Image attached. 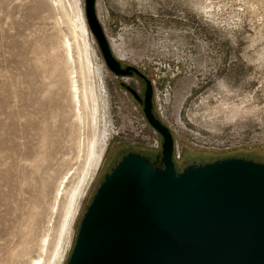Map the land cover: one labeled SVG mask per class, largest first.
<instances>
[{
	"label": "rangeland",
	"instance_id": "obj_1",
	"mask_svg": "<svg viewBox=\"0 0 264 264\" xmlns=\"http://www.w3.org/2000/svg\"><path fill=\"white\" fill-rule=\"evenodd\" d=\"M74 1L63 0L59 11L50 0H0V264H32L46 234L45 264H59L73 189L83 187L87 194L72 224V247L105 173L128 151L152 150L135 142L140 127L132 114L143 109L108 67L88 24L91 57L105 64L108 94L101 97L96 89L89 96L79 151L63 45L67 33L76 57L83 47L73 23L79 13L86 16V0ZM97 13L124 65L137 67L149 80L158 78L160 90L169 83L173 88L167 122L156 116L171 129L176 156L183 148L196 151L186 160L177 158L179 170L225 156L264 160L261 142L202 146L216 139H264V0H97ZM135 78L124 79L134 84ZM94 106L98 112L92 117ZM93 138L96 154L88 142ZM69 169L71 184L54 211Z\"/></svg>",
	"mask_w": 264,
	"mask_h": 264
},
{
	"label": "water",
	"instance_id": "obj_2",
	"mask_svg": "<svg viewBox=\"0 0 264 264\" xmlns=\"http://www.w3.org/2000/svg\"><path fill=\"white\" fill-rule=\"evenodd\" d=\"M89 27L117 77L146 81L144 112L163 137L161 164L125 154L86 207L66 264H264V162L227 156L179 170L175 139L153 110L149 78L115 55L86 0Z\"/></svg>",
	"mask_w": 264,
	"mask_h": 264
},
{
	"label": "bare ground",
	"instance_id": "obj_3",
	"mask_svg": "<svg viewBox=\"0 0 264 264\" xmlns=\"http://www.w3.org/2000/svg\"><path fill=\"white\" fill-rule=\"evenodd\" d=\"M50 1L54 5L56 4L57 9L59 11L63 8V4H62L63 0H50ZM74 3L77 4V1L75 0ZM87 21L88 20L86 19L85 14L79 13L77 22L73 23L74 24L73 29L76 31V33H77V31L80 33V36L83 40V47H79V50L77 52V57L75 56L74 47H73V43L71 41V38L67 33H65L64 40H63V45H64V48L66 50L65 61H64L65 68H66V80H67L66 83H67V88L69 91L70 100H71V103H72L74 111H75L76 124L79 127V134H78V138H77V146H78L79 151H81L82 143L84 144V134H82L81 132L83 131V128L85 127V121L87 118V114L85 111V105L89 102V96L93 95L95 93L96 89H97L96 92L98 91V93L100 94L101 97L104 94L105 95L108 94V90H107V86H106V82H105V77H104L105 64L99 63V61L95 62L91 57L92 56L91 52H90L91 47H90V44L88 41L90 31H89ZM74 32H73V34H75ZM122 65L125 67L128 66V65H124L123 63H122ZM127 76H129V75H125L123 77H127ZM96 78H97V80H96ZM94 79H95V82H94ZM151 85H152V83H151ZM152 89H153V85H152ZM152 99H153V97H152ZM143 111H144V109H143ZM97 112H98V108L96 106H94L92 108V113H91L92 117L95 116ZM145 116H146V114H145ZM88 142H89L90 149H91L92 153L96 154L98 152V144H97L96 139L95 138L90 139V140H88ZM100 159H101V156H100ZM99 163H100V161H99ZM89 170H90V168H89ZM71 171L72 170L69 169L64 174V176L62 177V179L59 183V186L57 188L55 203L53 205L54 211H56L60 208L61 201H62L63 197L65 196V194H67V189L70 186L71 179H72ZM87 175H85V176H87ZM86 194H87V189H83V187H75L73 189V193L70 194V199L68 201V208H67L68 212L66 215V220L62 226L63 232L61 233V236L64 235L66 238L65 239L66 245L62 249L58 250L57 254H56L57 262L59 264H62L64 262L70 245L72 247L71 240H72L73 231H74V226H72V224L76 223L75 221L78 218V215H79V212H80V209L82 206V200L84 199ZM49 228H50V226H49ZM49 228H48V230H50ZM66 231H67V233H66ZM61 236H60V240H62V238H63ZM49 243H50L49 234H46L43 237V242L41 244V251L42 252H40L37 256H35L33 258V261L31 258L32 264H45L46 263V260L44 258V251H45V249Z\"/></svg>",
	"mask_w": 264,
	"mask_h": 264
},
{
	"label": "built area",
	"instance_id": "obj_4",
	"mask_svg": "<svg viewBox=\"0 0 264 264\" xmlns=\"http://www.w3.org/2000/svg\"><path fill=\"white\" fill-rule=\"evenodd\" d=\"M163 68L166 67V64H164L162 66ZM158 78L154 77L153 79H151V83L153 85V110H155V114L158 115V117L167 122V117H168V108H167V103L169 101V96L171 95V92L173 90V88L171 87L170 83L167 84V86L165 88H163L162 90H160L158 88ZM134 87L138 90L141 91L140 88V82L139 80H135L134 82ZM132 117L138 122L140 130L138 132L135 133L136 135V139L135 142L138 143H142V144H148L150 146H153L155 141H156V132L154 130V128L152 127V125L150 124V122L148 121L147 117L145 116V114L143 113V111L141 110L138 113H133ZM169 126L171 127V125L169 124ZM171 130V129H170ZM158 136V135H157ZM246 141V142H245ZM260 143L264 144V139H258L256 137H252L250 140H240L237 141L235 143H229L228 140L224 141V140H219L216 139L214 141H205L203 143L202 146H204L205 144H209L210 147L213 148H217V149H228L232 146H237V145H243V144H249L250 145L252 143ZM227 143V144H225ZM153 144V145H152ZM208 146V147H209Z\"/></svg>",
	"mask_w": 264,
	"mask_h": 264
},
{
	"label": "flooded vegetation",
	"instance_id": "obj_5",
	"mask_svg": "<svg viewBox=\"0 0 264 264\" xmlns=\"http://www.w3.org/2000/svg\"><path fill=\"white\" fill-rule=\"evenodd\" d=\"M127 77H130V76H127ZM136 77V78H135ZM124 78L126 77H123V76H120V77H117V79L119 80V82L121 83L122 86L126 88H128V90L131 92L130 88L128 87L129 85L134 88V90L138 93V95L144 99L145 98V90L143 89V85H146V81L145 79H143L142 77L136 75V74H133L131 76V78H135V80H139L140 82V88H141V91H138L135 87H134V84L132 83H129L127 80H125ZM128 82V84H127ZM127 90V89H126ZM127 90V91H128ZM131 96L133 98V100L136 102V104L141 107L142 109H144V104L142 103L141 100H139L132 92H131ZM121 144V143H120ZM162 144H163V137L160 135V136H157L156 135V141L154 143V145L152 146V150H147V153L143 154L142 152H139V151H128L129 152H138V153H141L147 157H149L157 166L161 164V159H162ZM151 151H153L154 153L152 154ZM175 151H174V161H175V164L177 165V163L179 162V160H186L187 156L189 155H192V154H196V151L193 150L192 148H183L182 150V153L178 156L175 155ZM124 156V155H123ZM122 156V157H123ZM235 156H238V157H245V158H249V159H253V160H256V161H261V162H264V160H261V159H256V158H251V157H248L246 155L244 156H241V155H235ZM258 156H262V155H258ZM227 157V156H225ZM178 158V159H177ZM222 158V157H220ZM217 159V158H215ZM219 159V158H218ZM214 161V160H213ZM192 163H197L199 164L200 162H197V161H193L189 164H192ZM203 163V162H202ZM188 164V165H189ZM182 170V169H181ZM109 172V171H108ZM107 173V172H106ZM105 173V174H106Z\"/></svg>",
	"mask_w": 264,
	"mask_h": 264
}]
</instances>
